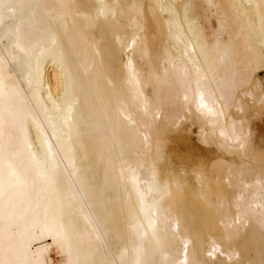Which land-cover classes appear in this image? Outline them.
Listing matches in <instances>:
<instances>
[{"label": "bare ground", "instance_id": "6f19581e", "mask_svg": "<svg viewBox=\"0 0 264 264\" xmlns=\"http://www.w3.org/2000/svg\"><path fill=\"white\" fill-rule=\"evenodd\" d=\"M0 179V264H264V0H0Z\"/></svg>", "mask_w": 264, "mask_h": 264}, {"label": "snow or ice", "instance_id": "6c2138e0", "mask_svg": "<svg viewBox=\"0 0 264 264\" xmlns=\"http://www.w3.org/2000/svg\"><path fill=\"white\" fill-rule=\"evenodd\" d=\"M137 181H134V183H136ZM151 185H149L150 187ZM0 195H3V184H2V179H0ZM143 195V194H142ZM69 264H71V262H69Z\"/></svg>", "mask_w": 264, "mask_h": 264}]
</instances>
